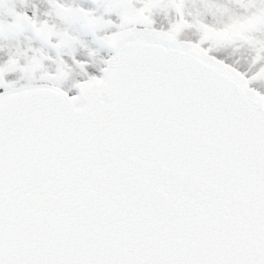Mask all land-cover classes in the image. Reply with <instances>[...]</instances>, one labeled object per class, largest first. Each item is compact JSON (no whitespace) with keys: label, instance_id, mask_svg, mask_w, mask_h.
<instances>
[{"label":"snow or ice","instance_id":"snow-or-ice-1","mask_svg":"<svg viewBox=\"0 0 264 264\" xmlns=\"http://www.w3.org/2000/svg\"><path fill=\"white\" fill-rule=\"evenodd\" d=\"M0 264H264V0H0Z\"/></svg>","mask_w":264,"mask_h":264}]
</instances>
